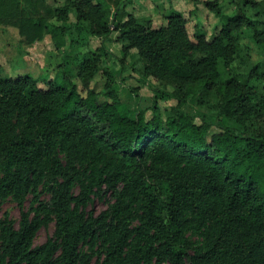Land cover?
I'll return each mask as SVG.
<instances>
[{
	"label": "trees",
	"instance_id": "16d2710c",
	"mask_svg": "<svg viewBox=\"0 0 264 264\" xmlns=\"http://www.w3.org/2000/svg\"><path fill=\"white\" fill-rule=\"evenodd\" d=\"M40 1L0 0V26L29 45L51 34L60 49L66 32L49 21L65 12ZM68 1L79 32L103 44L116 34L122 54L135 52L143 77L163 87L156 98L177 107L130 118L107 84L114 102L81 97L72 71L46 89L29 75L0 77V200L21 215L18 227L0 220V264H264V62L246 75L234 66L243 39L264 50V0H234L232 14L206 1L221 29L212 39L197 29L194 40L181 12L153 28L123 2ZM196 96L198 106L218 101L219 118L197 124L184 110ZM47 179L50 201L31 215L26 201ZM102 193L107 208L89 212ZM51 222L52 237L35 246ZM190 231L203 238L196 250Z\"/></svg>",
	"mask_w": 264,
	"mask_h": 264
},
{
	"label": "rangeland",
	"instance_id": "374dc122",
	"mask_svg": "<svg viewBox=\"0 0 264 264\" xmlns=\"http://www.w3.org/2000/svg\"><path fill=\"white\" fill-rule=\"evenodd\" d=\"M41 1L52 10L65 12V18L63 14H59L58 18L53 16L49 21L57 30L66 32L64 45L57 49V43L51 34L45 35L42 41L29 45L25 43L17 29L0 26L1 78L15 79L29 75L40 80V88L46 89L50 82L63 84L64 72L72 71L75 76L70 81L75 85L81 97L86 98L89 90L101 94L107 84L120 104L121 113L130 118H136L141 109H148L147 118H151L149 110L155 104L165 118L177 107L175 99L156 98V90H163V87L154 80L143 77L144 63L135 52H131L128 56L122 54L121 45L115 41L116 34L110 37V41L103 44L100 39L91 36L87 31H78L77 20L68 0ZM206 1L214 0H107L113 9L116 2H123L128 13L139 19L150 20L153 28L163 26L165 16L169 13L181 12L187 20V31L192 40H194L197 29L204 32L208 39H212L221 29L220 20L206 9L204 4ZM219 2L227 6L228 14L237 10V5L233 3L234 0H219ZM240 45L242 46L241 59L234 66L239 74L246 75L254 64L264 62V50L249 38L243 39ZM83 76L93 77L88 84L83 81ZM98 100L100 103L114 102L113 97L105 96L104 92ZM197 100L198 96L191 97L184 107V110L195 118L197 124H202L203 118L207 120L219 118L218 101L212 99L208 104L198 106ZM220 123L226 126L230 124L225 121ZM218 131L219 129L213 128L211 133ZM50 186V179H47L43 185L29 195L25 204L27 212L34 215V210L40 202L50 201L51 195L48 190ZM78 192L77 186L74 188V193ZM108 196H104L103 193L93 196L87 210L95 214L104 211L107 208ZM6 218L12 220L16 227L19 226L20 210L12 199L0 200V220ZM54 226V222H51L41 228L35 239V246L44 244L52 237ZM187 238L193 244L194 250L203 244V238L199 232L190 231L187 233Z\"/></svg>",
	"mask_w": 264,
	"mask_h": 264
}]
</instances>
